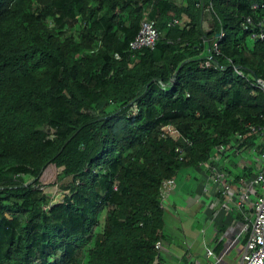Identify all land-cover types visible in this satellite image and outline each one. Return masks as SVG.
Wrapping results in <instances>:
<instances>
[{"label":"trees","instance_id":"16d2710c","mask_svg":"<svg viewBox=\"0 0 264 264\" xmlns=\"http://www.w3.org/2000/svg\"><path fill=\"white\" fill-rule=\"evenodd\" d=\"M259 33L264 0H0V264H158L162 180L264 127Z\"/></svg>","mask_w":264,"mask_h":264},{"label":"crops","instance_id":"0c3cea01","mask_svg":"<svg viewBox=\"0 0 264 264\" xmlns=\"http://www.w3.org/2000/svg\"><path fill=\"white\" fill-rule=\"evenodd\" d=\"M262 145V140L258 137L255 145L246 152L240 153L237 147L232 148V152L230 147H227L221 154L218 168L225 174L226 182L232 188H237L241 181L249 182L256 175L261 165ZM196 171L192 174L190 170H184L178 184L177 179L180 176L176 179L175 191L165 201L164 210L169 216L171 214L169 219L182 237L176 240L178 244L162 241L161 261L165 264H214V259L207 256V251L211 250L220 258L219 264H237L247 237L244 227L248 225V221L245 217L250 219L251 213L244 215L238 211L228 196L213 197L209 191L204 193L203 187H211L206 181L207 172ZM216 199L219 203L213 206ZM217 213L225 214L223 221L215 220ZM240 241L242 249L239 250L237 262L231 260L229 254ZM203 250H206L205 254Z\"/></svg>","mask_w":264,"mask_h":264},{"label":"built area","instance_id":"2783aa9c","mask_svg":"<svg viewBox=\"0 0 264 264\" xmlns=\"http://www.w3.org/2000/svg\"><path fill=\"white\" fill-rule=\"evenodd\" d=\"M209 10H211L210 4L206 8L207 12ZM182 24L183 19H176L173 20V22H171L169 25ZM250 24L251 20L247 18L244 22L241 23V27L244 30H247ZM217 36H222V33ZM259 37L263 39L264 35L262 33H259ZM158 38L159 32L155 27L154 21L145 19L141 22L140 30L134 40L130 42L129 48L132 51H137L142 48H148L150 50H153ZM213 51L215 53L218 52L216 43L213 44ZM211 66L213 65L211 64L209 58L201 64L202 68H207ZM255 86L260 88L264 93V81H257ZM131 112L133 115L138 112V108L135 104L132 105ZM247 130L259 137L263 143L261 148L260 168L256 175L249 182L241 181L240 184H238L237 188H232L231 185L226 182L225 174L221 172L218 168V163L221 158V154L227 148V146L223 145L216 148V153L212 156V158H210L206 162L200 163L196 170H206L207 172L206 181L211 185V187L209 188L208 185L203 187L202 191H204V193L209 191L214 195L213 197H215L216 195L228 196L229 201H232L233 205L238 211L244 213V215L246 213H251L250 219L245 217V220L248 221V225L244 227V231L245 233H247V237L241 258L237 264H264V127L256 128L252 125H248ZM241 138V135H236V139L241 140ZM175 152L179 153L181 156L184 152V148H176ZM176 179L177 177L173 176L171 178L164 179L161 182L159 194L160 205L162 208H164V204L168 196H170V194L176 189ZM250 197L254 198L252 204L249 201ZM218 203L219 201L216 199L215 204H213V206L217 205ZM162 245L163 243L161 240L155 243L154 248L158 253L157 257L159 256L162 250ZM207 256L212 257L214 259V264H219L220 258H218L211 250L207 251ZM158 264L165 263L159 260Z\"/></svg>","mask_w":264,"mask_h":264},{"label":"rangeland","instance_id":"374dc122","mask_svg":"<svg viewBox=\"0 0 264 264\" xmlns=\"http://www.w3.org/2000/svg\"><path fill=\"white\" fill-rule=\"evenodd\" d=\"M256 155H260V154H256ZM196 170L191 171L192 174L196 173ZM57 171L56 168L54 166H49L43 173L42 177L39 180V185H41V188L50 195V198H53L54 202H58L60 200V195L58 194V183H57ZM181 176L177 179V184L178 182H180L181 180ZM251 201H254L253 197H250ZM179 213L177 212L176 215H178ZM171 216V214H170ZM169 215H167L166 220H167V224H166V234L168 236H170L168 238V240L166 241L167 244L170 243H177L176 241L178 238L181 239L182 235H180V232L178 231V229H175V227H173L171 220L169 219L170 217ZM227 216V215H226ZM205 217H207V215L205 214ZM225 214L224 213H217V215L215 216V220H222L224 219ZM214 220V221H215ZM213 221V223H214ZM223 221V220H222ZM212 232V230H210V233ZM174 236L176 238H174ZM179 243L180 240H179ZM241 241L234 246L231 250H230V254H229V258L231 260H236L238 262V254H239V250L242 249L241 246ZM206 252V250H205ZM204 250H203V254H205ZM240 257V256H239Z\"/></svg>","mask_w":264,"mask_h":264},{"label":"water","instance_id":"95a60500","mask_svg":"<svg viewBox=\"0 0 264 264\" xmlns=\"http://www.w3.org/2000/svg\"><path fill=\"white\" fill-rule=\"evenodd\" d=\"M218 35V34H217ZM176 75H177V73H175L174 75H173V80H175L176 79ZM258 82H260L261 80H257Z\"/></svg>","mask_w":264,"mask_h":264},{"label":"clouds","instance_id":"9594fccd","mask_svg":"<svg viewBox=\"0 0 264 264\" xmlns=\"http://www.w3.org/2000/svg\"><path fill=\"white\" fill-rule=\"evenodd\" d=\"M44 173V172H43ZM42 189V188H41ZM43 190V189H42Z\"/></svg>","mask_w":264,"mask_h":264}]
</instances>
